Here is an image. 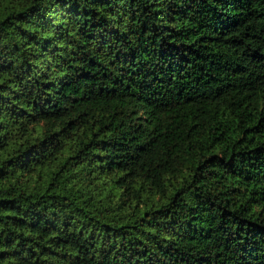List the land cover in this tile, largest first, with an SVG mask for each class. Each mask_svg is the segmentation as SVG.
Returning a JSON list of instances; mask_svg holds the SVG:
<instances>
[{
    "label": "trees",
    "instance_id": "1",
    "mask_svg": "<svg viewBox=\"0 0 264 264\" xmlns=\"http://www.w3.org/2000/svg\"><path fill=\"white\" fill-rule=\"evenodd\" d=\"M0 264H264V0H0Z\"/></svg>",
    "mask_w": 264,
    "mask_h": 264
}]
</instances>
